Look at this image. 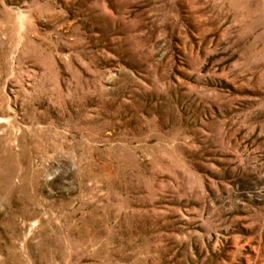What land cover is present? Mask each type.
Here are the masks:
<instances>
[{
    "label": "rangeland",
    "instance_id": "374dc122",
    "mask_svg": "<svg viewBox=\"0 0 264 264\" xmlns=\"http://www.w3.org/2000/svg\"><path fill=\"white\" fill-rule=\"evenodd\" d=\"M0 264H264V0H0Z\"/></svg>",
    "mask_w": 264,
    "mask_h": 264
}]
</instances>
